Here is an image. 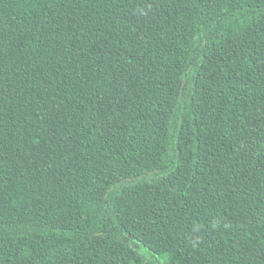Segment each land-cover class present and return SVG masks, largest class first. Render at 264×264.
I'll use <instances>...</instances> for the list:
<instances>
[{"label": "trees", "instance_id": "trees-1", "mask_svg": "<svg viewBox=\"0 0 264 264\" xmlns=\"http://www.w3.org/2000/svg\"><path fill=\"white\" fill-rule=\"evenodd\" d=\"M0 264H264V0H0Z\"/></svg>", "mask_w": 264, "mask_h": 264}, {"label": "rangeland", "instance_id": "rangeland-1", "mask_svg": "<svg viewBox=\"0 0 264 264\" xmlns=\"http://www.w3.org/2000/svg\"><path fill=\"white\" fill-rule=\"evenodd\" d=\"M127 169H128V173L132 175V174L140 172L142 169V166L140 162H137V163L130 164Z\"/></svg>", "mask_w": 264, "mask_h": 264}]
</instances>
